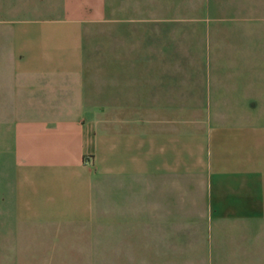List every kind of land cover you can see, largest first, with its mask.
<instances>
[{
  "label": "crops",
  "instance_id": "obj_1",
  "mask_svg": "<svg viewBox=\"0 0 264 264\" xmlns=\"http://www.w3.org/2000/svg\"><path fill=\"white\" fill-rule=\"evenodd\" d=\"M0 264H264V0H0Z\"/></svg>",
  "mask_w": 264,
  "mask_h": 264
},
{
  "label": "rangeland",
  "instance_id": "obj_2",
  "mask_svg": "<svg viewBox=\"0 0 264 264\" xmlns=\"http://www.w3.org/2000/svg\"><path fill=\"white\" fill-rule=\"evenodd\" d=\"M99 4H100V2H99ZM91 10L93 11V14H94L93 24L91 25V27H88V28H90L91 31H93V33L95 35V38H97V39H95L94 46L96 48L100 49L101 46H102L100 37H101L103 31H105L107 29H110V31L113 30V29L116 30L117 27H118L117 25H119V24L111 22L109 26H107V24L105 25V23L102 22L103 18H101V8H100V6L99 7H91ZM116 11H117V9H115V13H116ZM111 20H112V18H111ZM121 30L123 31L124 29H121ZM126 31H129V30L126 29ZM100 58H101L100 55H96L95 56V59H99L100 60ZM190 59H191V62L196 61V57H190Z\"/></svg>",
  "mask_w": 264,
  "mask_h": 264
}]
</instances>
